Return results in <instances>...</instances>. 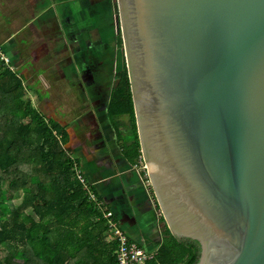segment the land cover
I'll list each match as a JSON object with an SVG mask.
<instances>
[{"label": "water", "instance_id": "obj_1", "mask_svg": "<svg viewBox=\"0 0 264 264\" xmlns=\"http://www.w3.org/2000/svg\"><path fill=\"white\" fill-rule=\"evenodd\" d=\"M141 154L197 264H264V0H116Z\"/></svg>", "mask_w": 264, "mask_h": 264}, {"label": "crops", "instance_id": "obj_2", "mask_svg": "<svg viewBox=\"0 0 264 264\" xmlns=\"http://www.w3.org/2000/svg\"><path fill=\"white\" fill-rule=\"evenodd\" d=\"M120 39L116 0H0V45L26 100L68 134L69 154L104 210L156 253L167 228L137 162L123 154L129 121L117 130L107 114L122 69Z\"/></svg>", "mask_w": 264, "mask_h": 264}, {"label": "trees", "instance_id": "obj_3", "mask_svg": "<svg viewBox=\"0 0 264 264\" xmlns=\"http://www.w3.org/2000/svg\"><path fill=\"white\" fill-rule=\"evenodd\" d=\"M26 96L21 79L0 62V264H118L107 221L69 154L68 134ZM107 114L117 130L129 121L123 154L137 162L142 154L125 60ZM19 193L20 204L11 205ZM165 235L146 264H197L199 243Z\"/></svg>", "mask_w": 264, "mask_h": 264}, {"label": "built area", "instance_id": "obj_4", "mask_svg": "<svg viewBox=\"0 0 264 264\" xmlns=\"http://www.w3.org/2000/svg\"><path fill=\"white\" fill-rule=\"evenodd\" d=\"M0 62H2L5 68L15 74V67L12 65V60L6 54L3 47L0 45ZM134 170L140 175L145 177L146 185L151 191L148 181L146 167L144 165L143 157L141 156L134 166ZM79 180L84 186V189L88 192L90 200L93 201L97 207L102 211L104 219L107 221V227L109 230V240L114 241L117 244L116 259L118 264H146L150 260L154 253H149L141 248L126 231L122 228L119 221L116 219L115 214L111 211L104 210L103 203L98 199L95 193L91 190L87 184L84 176L77 170ZM152 194V192H151ZM153 196V195H152Z\"/></svg>", "mask_w": 264, "mask_h": 264}, {"label": "rangeland", "instance_id": "obj_5", "mask_svg": "<svg viewBox=\"0 0 264 264\" xmlns=\"http://www.w3.org/2000/svg\"><path fill=\"white\" fill-rule=\"evenodd\" d=\"M117 39H118V36H117ZM119 48L121 49V51H120V65H119V68H118V70H120L121 68H122V62L124 61V59H125V57H124V52H123V46L121 47V46H119ZM16 72H17V70L15 71V74H16ZM85 175V174H84ZM86 176V175H85ZM21 197H22V195H21V193H19V197L18 198H16L12 203H11V205H18V204H20V202H21Z\"/></svg>", "mask_w": 264, "mask_h": 264}]
</instances>
